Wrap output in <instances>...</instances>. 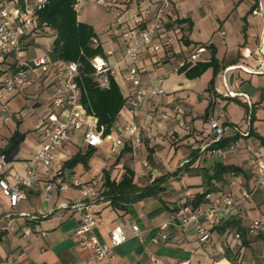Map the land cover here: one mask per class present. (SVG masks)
Returning a JSON list of instances; mask_svg holds the SVG:
<instances>
[{
  "label": "crops",
  "instance_id": "obj_1",
  "mask_svg": "<svg viewBox=\"0 0 264 264\" xmlns=\"http://www.w3.org/2000/svg\"><path fill=\"white\" fill-rule=\"evenodd\" d=\"M259 3L264 8V0H171L165 27L156 37L160 49L146 50L139 58L143 86L162 87L165 92L148 96L135 113L127 104L133 86L125 78L128 61L124 60V51L135 45L139 32L151 24L160 0H105L104 4L90 0L82 5L78 20L94 28V38L103 48L104 57L118 69L115 79L126 102L111 132L95 148L88 167L83 163L72 168L64 166L72 156L90 147L78 133L66 143L56 162L49 167L38 165L39 180L32 188H24L21 181L40 146V123L50 112L62 111L53 98L64 78L37 69L31 74L30 85L5 94L1 101L7 103V108L0 107V156L4 158L0 170V264L8 256H14L15 264H264V228L256 234L248 232L253 220L264 217V193L260 190L241 203L239 216L213 228L208 242H201L192 227L172 225L166 240L153 241L160 223L170 221L179 205L205 191L208 170L215 162H225L240 171L238 185H231L228 174L226 182L217 183L219 190L214 192L238 198L240 187L249 188L256 177L249 158L253 151L264 157V144L254 136L242 135L249 131L250 123L238 101L246 103L240 94L249 96L255 117L252 127L264 137V65H260L263 59L258 54L264 12H254ZM55 37L49 27L26 34L22 50L0 60V80L15 70L20 60L50 52ZM199 46H207L209 52L208 59L198 62L210 61L212 55L221 64L237 60L219 72L213 87V67L197 77H188L186 72L198 62L178 67ZM228 90L239 96H226ZM214 115L224 127V136L237 132L242 135L225 161L210 152L218 141L210 123ZM131 121L141 127L139 145H131L123 133ZM119 138H124L126 145L115 144ZM127 167L134 171V182L139 187L167 173H177L157 195L117 206L102 195L104 172L119 181ZM59 171L71 182L79 179L83 185L92 184L100 191L102 199L92 210L99 218L93 232L102 243H111V231L117 225L129 232V239L115 248L112 260H95L90 248L76 242L75 231L82 214L72 204L81 186L73 184L63 194L44 189L45 181ZM2 180L21 185L26 198L12 205L2 189ZM133 223L140 227L141 238L131 234ZM24 226L32 229L31 236L21 233ZM236 233L241 234L240 239Z\"/></svg>",
  "mask_w": 264,
  "mask_h": 264
},
{
  "label": "built area",
  "instance_id": "obj_2",
  "mask_svg": "<svg viewBox=\"0 0 264 264\" xmlns=\"http://www.w3.org/2000/svg\"><path fill=\"white\" fill-rule=\"evenodd\" d=\"M25 6H22V2ZM49 0H0V60L10 53L18 54L22 50L23 37L39 30L37 23V11L42 9ZM90 0H75L74 8L79 13L84 3ZM99 4H104L105 0H95ZM12 2L14 4H12ZM171 6V0H160L158 9L149 26L139 32V39L135 45L127 46L124 51V60L128 61L125 78L132 86L133 91L128 96L127 104L130 112L135 113L139 106L146 101L148 96H158L164 94L162 87L145 88L142 84L139 58L140 54L146 50L155 52L160 49V43L156 37L165 27V19ZM255 13L264 12L263 5L259 3ZM93 44L98 45V41L93 37ZM258 48V54L262 56L264 65V33ZM209 49L207 46L197 47L189 57L179 62L178 67H186L200 60L208 59ZM94 68V78L97 85L102 89H107L111 85V79L116 78L118 69L109 63L104 55L98 54L91 59ZM39 69L43 74H56L64 78L63 84L59 86L54 94L53 101L56 106L62 108L61 112L52 111L46 120L39 126V149L32 156V164L27 167L26 177L22 179L21 185L24 188H32L39 180L38 165L51 166L57 161L61 150L66 143L78 133L82 134L83 140L90 147L98 148L102 145L105 134V126L100 125L98 117L87 110L81 101L82 89L78 80L81 78L83 66L79 61H64L54 59L50 52L44 53L30 60H20L15 70L7 72L0 80V107L7 108V103L1 100L6 93L14 92L17 89L32 83L31 74ZM226 81V78L224 77ZM228 97L239 96L236 92L226 91ZM240 97L248 105L250 98L246 94ZM218 115L212 116L210 123L213 133L219 139L224 133V127L218 122ZM250 123V115L247 116ZM123 133L131 145L142 143V130L138 123L131 121L123 128ZM244 132L242 135H248ZM115 144L126 145V140L119 138ZM205 149V148H204ZM235 149V143L226 147H212L210 152L213 156L222 160L228 159L230 153ZM250 164L256 168V177L251 181L250 187H240V196L236 198L226 192H208L205 200L199 205L194 200L186 201L179 205L173 212L170 221L162 222L158 225V231L153 241L161 242L168 238L169 226L180 229L192 227L199 235L201 242H208L211 237V230L221 225L225 220L240 215L241 203L250 198L255 191L264 193V157L253 151L249 158ZM144 162V166H147ZM4 158L0 156V170L3 169ZM231 185H238V172L235 170L229 173ZM80 185V195L75 199L72 207L81 212L80 225L75 231L76 242L81 247L90 248L93 251L95 260H112L115 256V248L126 242L130 234L122 225H117L111 231V243H102L94 234L93 229L98 222V217L93 212V206L102 199L100 191L92 184L83 185L79 179L71 182L60 171L50 176L44 185L47 192L66 193L72 185ZM19 184H9L5 180L1 181L4 193L9 197L12 205H17L26 198L24 188ZM264 228V217L253 220L248 226L250 234H256ZM21 233L25 236L32 235V229L28 226L21 228ZM131 234L141 238L142 232L138 224L131 225ZM236 238L240 239L241 234L236 233ZM14 256H8L1 264H15ZM92 264V261H89Z\"/></svg>",
  "mask_w": 264,
  "mask_h": 264
},
{
  "label": "trees",
  "instance_id": "obj_3",
  "mask_svg": "<svg viewBox=\"0 0 264 264\" xmlns=\"http://www.w3.org/2000/svg\"><path fill=\"white\" fill-rule=\"evenodd\" d=\"M75 0H49L48 3L37 11L38 28L49 27L55 31L56 37L50 51L54 59L64 61H79L82 63L83 70L81 78L78 80L82 89L81 101L88 111L93 112L99 119L100 125L105 126V134H109L115 121L118 118L126 99L123 96L120 87L115 78L111 79V85L107 89L100 88L94 78V68L91 59L98 55H104L101 45L95 46L92 38L96 33L94 28L87 23L78 20V12L74 8ZM188 21L177 20L178 23ZM235 60H226L222 64L212 55L210 61L198 62L195 66L189 68L186 72L188 77L200 76L209 67H213L214 76L210 81V87H213L214 81L221 70L229 65L236 64ZM250 115V129L248 136L258 138L264 144V137L253 129L255 121L254 108L249 107L247 103L238 101ZM211 107V105H210ZM209 110V109H208ZM242 135L235 133L232 136H221L216 142L217 147H226L237 142ZM95 152L94 147H88L86 152H79L64 163L65 167L72 168L79 163L88 167L89 160ZM235 170L239 172L238 167L228 165L225 162H215L205 181L206 189L198 193L195 198V204L199 205L205 200L208 192L218 191L216 185L224 184L226 176ZM211 171V172H210ZM176 172L167 173L156 178L152 184L139 187L134 182L135 173L127 167L125 173L119 181L111 178L109 172L105 171L103 176L104 191L102 195L110 199L114 205H123L124 203L134 202L145 197L155 196L163 189V184L175 175Z\"/></svg>",
  "mask_w": 264,
  "mask_h": 264
},
{
  "label": "water",
  "instance_id": "obj_4",
  "mask_svg": "<svg viewBox=\"0 0 264 264\" xmlns=\"http://www.w3.org/2000/svg\"><path fill=\"white\" fill-rule=\"evenodd\" d=\"M233 77H234V75L232 74V75L230 76V80H231V81L233 80Z\"/></svg>",
  "mask_w": 264,
  "mask_h": 264
}]
</instances>
